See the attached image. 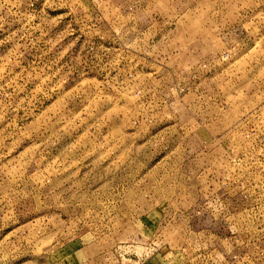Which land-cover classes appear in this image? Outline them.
Wrapping results in <instances>:
<instances>
[{
  "label": "rangeland",
  "instance_id": "obj_1",
  "mask_svg": "<svg viewBox=\"0 0 264 264\" xmlns=\"http://www.w3.org/2000/svg\"><path fill=\"white\" fill-rule=\"evenodd\" d=\"M0 264H264V0H0Z\"/></svg>",
  "mask_w": 264,
  "mask_h": 264
}]
</instances>
